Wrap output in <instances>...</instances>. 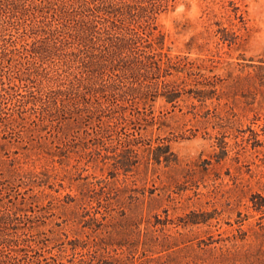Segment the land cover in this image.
<instances>
[{
    "label": "rangeland",
    "instance_id": "374dc122",
    "mask_svg": "<svg viewBox=\"0 0 264 264\" xmlns=\"http://www.w3.org/2000/svg\"><path fill=\"white\" fill-rule=\"evenodd\" d=\"M229 1L178 0L158 15L163 50L219 81L206 101L156 100L152 135L177 162L124 171L84 127L1 125L0 177L27 199L40 264H264V0H233L247 26L231 46L213 36Z\"/></svg>",
    "mask_w": 264,
    "mask_h": 264
},
{
    "label": "trees",
    "instance_id": "16d2710c",
    "mask_svg": "<svg viewBox=\"0 0 264 264\" xmlns=\"http://www.w3.org/2000/svg\"><path fill=\"white\" fill-rule=\"evenodd\" d=\"M176 1L0 0V127L30 119L56 121L63 133L84 127L124 171L143 158L177 162L170 144L152 135L156 100L176 103L187 94L206 101L219 81L188 56L163 50L158 15ZM228 5V25L215 21L213 36L231 46L247 21L235 1ZM4 180L0 264H40L37 246L46 242L31 237L27 199L8 191L15 179Z\"/></svg>",
    "mask_w": 264,
    "mask_h": 264
}]
</instances>
